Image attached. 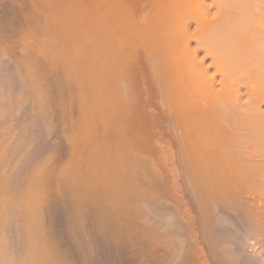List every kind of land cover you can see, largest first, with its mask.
<instances>
[{
	"label": "rangeland",
	"instance_id": "374dc122",
	"mask_svg": "<svg viewBox=\"0 0 264 264\" xmlns=\"http://www.w3.org/2000/svg\"><path fill=\"white\" fill-rule=\"evenodd\" d=\"M113 2L115 3V5L113 4ZM106 3H107V5H106ZM109 3H111V4H109ZM108 5L110 7L112 5V8H110ZM108 7H109V9H108ZM115 8H116V10H114ZM70 9L71 10L73 9L72 12L70 11ZM119 10H120V13L122 10L121 14H119ZM107 11H108V13H107L108 15L105 16V14H106L105 12H107ZM66 12H68V13L66 14ZM84 12H85V14L87 13L85 17H84L85 14H82ZM109 12H112V14L111 13L109 14ZM61 13H63V15ZM74 13H76V14H74ZM115 13L117 14L116 16L118 18L116 16H114ZM54 14H56V16H54ZM51 15H53V17H56V20L53 17H51V18H53V19H51L50 18ZM68 15H71L74 19ZM87 15H89V16H87ZM98 15H99V17H98ZM62 16H64V17L62 18ZM103 16L106 17V20ZM59 17L62 18L61 20H63L64 18L65 19L63 21H59V19H60ZM69 17H70V19H68ZM108 17H109V21L107 20ZM114 17L117 19H113ZM51 20H52V22H51ZM53 20H55V21H53ZM67 20H71V23H68L70 21H67ZM77 21H79V23ZM54 22H56V23H54ZM91 22H92V24H89ZM95 22H96V24H95ZM72 23L73 24L78 23L80 25H78V28H77L76 25H73ZM97 23H98V25L100 23L101 26L100 25L98 26ZM93 24H94V28L92 29L91 27H93ZM96 25H97V27H101V29L99 30L100 34L94 33V30L96 31V28H95ZM61 26L64 27L65 30L68 29L67 30L68 35L74 33V35L72 37H74L78 33H81V31H82V34H80V37L77 36V38H76V36H75V38H72L73 39L72 43L79 40V38H81L84 42H81L82 40H79L80 43L79 42L76 44L74 43V45H76L78 47H75L73 45L71 47L74 49H70L69 40L71 39V37H70L71 35L66 36L65 30H64V32L62 30V33H61L60 30L63 29V28H60ZM75 27H76L77 31H79V28L81 30L82 29L81 27H84V29H82L81 31H79L77 33L75 31ZM71 28H73L75 32L73 30H71ZM118 28H120L121 30L117 31V30H119ZM130 28H131V30H130ZM69 29L71 31H73V33H70ZM57 30H59V32ZM115 31L117 33H114ZM133 32L135 33V0H0V185L2 184L3 189H6V190L8 189L7 192L9 194H12V195L14 194L13 196L16 197V196H19V194L21 193L20 192L21 190L23 191L24 189L29 187L28 189L29 190L32 189L31 191H33V189L36 190V188H35L36 184H37V188H38V186L42 183L40 188L37 189V191L34 190L36 193L40 192L41 194H44V195L40 196V193H38L41 201L39 199L37 201V206H38L37 208H39L40 210H37V213H36L37 216L35 217V219L37 218V220L35 223L38 226L39 234L41 233V231L44 232V234H45V235L44 234L39 235V239L42 237L40 239V242L43 244L45 243V246L51 248L50 253L53 256H55V257L52 256L55 259V261L57 258H61V260L64 259L65 261H67L66 264H84L85 261H87L85 264H181V263L183 264L185 261L187 264H218V263L219 264H227V263L230 264L229 261L227 262L225 260V257H226L227 252L230 254V252L232 251L229 258L227 256V260L234 258L233 263L235 261H237V262H235V264H245L244 262L241 261L242 260L241 258H243V260L247 261L246 264H249L252 262H253L252 264H255V263L256 264H264V232L262 234V233L256 232L254 230V226L256 223L260 222L261 225H264V213H263L264 208H261V207H264V196H262V197L256 196L255 197L253 195H248V196L245 195V197L244 196L242 197L243 201L241 199V201H242V202H240L241 205L246 204L247 210L249 207L251 210V211H248L250 213L249 215H251L250 216L251 218H249L250 219L249 221H247L248 218H246V216H249V215L246 212H243V211L241 212L239 209L240 206L238 204L233 205L232 203L229 202L230 200L229 201L227 200L228 204H230L229 207L231 206L230 207L231 209L227 205L226 206L228 208H226L225 205H224V207L221 205V207H219L220 209H217L218 215L222 214L221 217H223V215H225V216L228 215V216H226L228 218H225V219L230 220V222L226 221V225H227V226H225L226 231H223L224 230L223 229L224 227H223L222 229H220V231L218 230V232L211 230L213 234L209 235V234H211V233H209L210 230L208 231V229L206 228V225H205L206 220H204V218L201 217L202 216V214H200L201 210L198 209V208H200V206L198 205L199 206L198 207L197 206L198 203L197 204L195 203L198 201L196 199H194L195 195H192L193 193L191 191H189V189L191 190V185L189 183H187V180H185L182 177L178 178L179 181L177 180V182H175V184L177 186V190H175V188H174V187H176L175 185H174L173 189L171 188V185H170L171 183L169 181L170 180L169 174L171 173L172 170L176 169V171H177L179 169V161L177 158L178 157V150H177V146H175V144L173 142V136L169 132V129H168L169 127L162 121V119L159 115L158 108H157L155 102H153V104H151V118L148 121L149 123L152 121L154 122V128H150L148 130L143 131L144 133H142V135L140 136L141 143H143L140 145H143V146H138V148L135 150V147H137V146H135V137H137V136H135V36H134L135 34H132ZM57 33H59L58 35L60 37L57 35ZM62 34L66 37L62 38V36H63ZM129 34H131L132 36ZM92 35H96V36H92ZM127 35L129 36V38L132 37L131 40H129V38L127 39ZM56 36H58V37H56ZM103 36H104V39L102 38ZM111 36H112V38H111ZM125 36H126V38H125ZM91 37H93L92 39L94 40V42L92 40L90 43L88 41H90ZM95 37L100 38V42L97 41L99 39H95ZM52 41L55 42V43L53 42L55 46L56 45H58V46L62 45L61 47L57 46L58 51L61 52V50L59 48H62L63 52L66 50V52H64V53L62 52V53H63V56L67 57V55H68V57L66 58L67 61L65 60V57H63V59H64L63 61L58 59L59 55L61 56L60 58H62V55H61L62 53L61 54L59 53V55H58V53L56 51V49H57L56 47H55V51L53 50L54 45H52L53 44ZM125 41H127V42H125ZM43 42H45L44 45H43ZM46 42L48 44H46ZM98 42L101 44H99ZM130 42H131V44H130ZM40 44H41V47H40ZM49 44H51L50 47H52V49H50V51L52 52V50H53L54 53H57V55H56L57 57L55 56L54 53L53 54L51 53V54H48L45 56L43 55L47 52V51H45L47 49L43 46H45V45L47 46ZM77 44H79V45L81 44V47ZM83 44H85V45H83ZM90 44H92V45L94 44V46L92 47V50L95 49V51L98 47L99 48L101 47L100 49H97L96 52L93 51L94 53L98 54L97 58L99 60H96L97 58H95V59H93V60H96L95 64H94V62L90 63L91 65L93 64V67L95 66L94 68L91 67L90 64H88L86 67H84L86 65L85 64L83 66L84 70H82L83 67L79 68V66H81V65H78V67H75V68H79L82 70V72H81V70H79L81 72V74L79 75L80 78L78 77V79H76V75L78 76V74H77L78 69L77 70L75 69L77 71L76 75L74 74L75 71L74 72H67V71H70V70H67V68H66L69 66V65H67V62L70 61V58L73 59L74 57H75V61H76L77 60L76 56L78 57V61H81V58H83L81 62H83L85 60H86L85 63L90 62L91 60L89 61L88 59H90L91 56L89 57V55L93 53L91 50ZM95 44H96V46H95ZM86 45L89 47V50L92 52L91 53L89 51L90 52V54H88L89 58H87V55L82 54V53H85V51H84L85 48H86V52L89 53L87 50L88 47H86ZM38 46H39V48H38ZM119 48H121V50H119ZM43 50L45 51V53ZM105 50L107 51L108 54H111V57L108 54L105 55L106 54V53H104V52H106ZM41 51H43V53ZM50 51H48V52H50ZM69 51H73L76 56L74 55V57H73V55H72V57L69 58V54L70 55L74 54L72 52L70 53ZM75 51H77V54ZM80 51L82 53H80ZM98 51H99V53H97ZM119 51H120V54H118ZM114 52H115V54H114ZM94 53H93V55H94ZM49 55H53V56H51L53 58H51ZM101 55H104L103 56L104 58H107V56H109V58H107V60L105 59L106 61L104 63L106 64V62L107 61L108 62H107V66L104 65L105 66L104 68H106V69L102 68L104 70H108L110 68V66L113 67L112 66L113 60H111V62L109 63V60L112 57H114V58L120 57L119 59L116 58L117 61L116 60L113 61V64H116V66L114 65L115 68L113 67V68L109 69L108 71H106V73H108V74H105V71H104L103 76H102V74H101V76H99L100 74H98L99 71L101 72V70H102L98 66L99 61L102 62L104 60V58ZM112 55H114V56H112ZM47 56L49 57V60H46V58L48 59ZM85 56H86V58L84 59ZM99 56H101V58L103 60L102 59L100 60ZM201 56H202V54L199 57H201ZM120 59H121V62H120ZM50 60H51V62H50ZM53 60H56V61H54V63H53ZM87 60H88V62H87ZM29 61L33 62V64H34V65H32L33 68H30L31 66L29 65V63H32V62H29ZM47 61H49V63ZM78 61H77V63H78ZM56 62H58L57 65H55ZM81 62H80V64H82ZM114 62H119L120 64L114 63ZM50 63H52L54 65H52ZM60 63H62L63 69L61 68V65H59ZM69 63H71V61ZM73 63H75V62H73ZM208 63L209 62L207 61L206 65H208ZM63 64L64 65L66 64V65L63 66ZM117 65H118V67H117ZM73 66H75V65H73ZM73 66H71V67H73ZM76 66H77V64H76ZM108 66H109V68H107ZM96 67H98L97 68V70H99L98 72L96 70ZM101 67H103V65ZM64 68H66V69L63 72ZM68 68H70V67H68ZM91 68H93V69H91ZM31 69H33L32 70L33 74H31L32 73ZM89 69H91L90 73H93L92 78L89 75L88 76L86 75V76L93 79V80L94 79L97 80V77H99L101 79L100 81L99 80L98 81L100 83L101 82L103 83L102 86L104 87V89L102 91H103V93L106 91L104 97H106V100L108 101V103L110 102L108 100L109 98L107 99L108 96L111 97L110 98L111 100H112V97L114 96L113 97V104H114L115 99H117L115 102H118V99H121V101H122L121 102L119 100V102H121L120 107H119V105H117L115 103V105H116L115 108H117V109L120 108V109H118V112L112 108L113 104H111L112 106L111 107L109 106L108 108H112L115 111L114 113H116V114L118 113V114H120V116H121V113H119V111L125 113V114L122 113L123 114L121 116L122 118L119 117L121 120H123V124H119V125H121V127L119 126L121 128V131H119V127H118V129L114 128V132L110 131L112 134V133H115L116 132L115 129H117L119 131V133H121V135L117 134L118 138H116L117 135L114 134V138H116V139L113 138L111 140L112 141V144H111L112 148H114L113 142L116 143L118 140L120 142L121 148H119V149L121 151H119L118 157H119V155L121 157H119L120 158L119 165L123 164V163L126 164V162H124V160L126 158H129L128 160H125L128 163L126 165H128V167H129L128 169H130V168L132 169V171L130 170L131 173L129 174L128 177L125 175L126 172L123 169L122 170L124 172V175H121V174H123V173H121V168H122L121 166H120V169H118L119 166L117 165V167H118L117 169L120 170V172L114 171L118 174L121 173L120 174L121 176L116 174L117 177L113 176V178L115 177L116 178L115 180L117 181V183H116V181H114L116 183V185L114 187L119 189L122 193L124 192L123 197L121 196L122 194L119 191L115 190V192L117 191V194H119L122 198H124V202H123L124 205L121 204V206L125 207L127 205L126 206L127 208H125V209H124V207H122V209L120 210L121 212L120 211L117 212V209H115V213H113L114 208L111 207L112 211H111V208L110 209L108 208V209L112 213L106 211L107 214H105L106 212L103 211V207L100 208L101 205H99V209H98L99 211L95 210L96 211V213H95V211L93 209H97L95 206L96 205L98 206V204H101L100 202L98 204L95 203L92 206V204H90L91 198H89L87 200L86 196H85L86 197L85 200L87 202L84 200L82 201L84 195L85 194L87 195V191L90 189V187L85 185V187L87 186L89 188V189L87 188L86 193H85L86 189L84 186H82V187H84V189H82L81 186H80L81 189H80V187L73 188L72 182H70L71 180L67 179L68 178L67 177L68 176L67 170L65 169L66 170L65 174H63L61 172L62 170L64 172V169H63L64 166L68 165L67 167H70L71 162H73V160H76V161L78 160L79 162H77V166L79 163V167H80L79 170L81 172L84 171V169H86L85 167H87V165H88L87 164L88 162L85 159L88 158V160H89V156L91 154L90 152L94 151V149L93 150H91V149L93 147H95V149H96V146H98V144H99V142L95 143V141L98 140L97 137H99V136H100V138L103 137V139H100L101 140L100 144L103 143L102 142L103 140H105L104 139L105 136L108 138V136L104 135V134L107 133L106 128L109 130L111 125L109 126V122H108L106 125L109 126V128L108 127L105 128L102 126V125L106 126L105 125V123H106L105 117H107L106 115H111V112H108L107 110H106V112H108L110 114L97 115L96 116L98 118L101 116L102 117L105 116L104 117L105 119H103V122H101L102 121L101 120L102 118H101L100 122L98 123V124L101 123V129L103 128L102 131H99L100 125H97V122L93 123V121L95 122V120H93L91 118L92 115H90L91 117H89L92 119V122L89 123V121H87L89 124H91L93 126L92 127L90 125L92 127L91 129L95 132H96V130H94L95 129L94 124H96V126H99V128H96V129H99V130H97V133L92 132L90 135L93 140L91 139V141H90V138H91L90 137V138H87L86 140L82 139L83 140V142H82V141H80V138H82L81 137L82 132H80V134L78 133V135H77V132L75 131V128H76L75 126H77V124L79 126V130H80V125L86 124V121L83 119V116H82V109L84 108L83 107L84 103H82V108H81V106H80L81 102L80 101L82 98H81V96L79 97V95H81V92H82V90H80V89H83V87L79 86L80 83L79 82L77 83V80L79 81V79H81V75H83V73H84L83 76H85V74H88V73H86V71ZM27 70H30V71H27ZM93 70L96 72H94ZM209 72H210V74H212L211 73L212 70ZM115 74L117 77H118V75L119 76L121 75V77L123 76V78L122 79L117 78L118 79L117 80L116 77H114ZM30 75L31 76L33 75L34 78H33V76L31 77ZM105 75H106L107 79H105ZM108 75L110 76L111 79H108L109 78ZM27 76H29V78ZM113 79H114V81L116 80V82L113 83L114 86H112V84H110V80L112 83ZM119 79L124 80V82L121 81L123 84L119 81ZM26 80H27V82H26ZM31 80L34 82V84ZM93 80H91L92 84H93V86L91 85L92 88L95 87L94 85H96V83L98 82V81H96L94 84ZM29 82H31L32 85H34L32 87H36L38 85L39 87L37 86V89L38 88L43 89V90H41L42 93H41V91H39V93L41 95L38 93L39 96H42V98L41 97L39 98V96H37L35 94V93H37V89L34 91L35 88H31V90L33 89V92H35V93H33L32 91L27 89L29 86H27L25 83H27L28 85H31ZM104 82H106V83H104ZM107 82H108V84L111 85L112 88L116 87L120 83L118 85L119 87L118 86L116 87V91L118 93L114 90L116 92V94L114 95L112 93L113 94V96H112V94L109 93L112 89H110L111 87L107 84ZM76 83H77V85H76ZM125 84H127L126 85L127 88L125 87ZM90 88L88 90H90ZM123 88H125V89H123ZM97 89H96V91H98L97 93L93 92L95 95L100 94L99 92H101V91H99V89L98 90ZM123 90H126V91H123ZM29 91L35 95H31V93ZM77 91L79 94L76 93ZM90 91H92V90H90ZM120 91L124 92V93L122 92L124 94V97L122 96L123 94H119ZM23 92H24V94H23ZM111 92H113V90ZM29 93H30L31 98H30V96H28ZM44 93H45V96H43ZM126 94H128V95L126 96ZM101 95L103 96L102 93H101ZM24 96H25V98L29 97V99L28 98L24 99L23 98ZM35 96H37V98H35ZM73 96H75L76 98ZM115 96H117V97L115 98ZM71 99H72V101H71ZM77 99H80V100L77 101ZM123 99H124V102H123ZM102 100H101V102L103 103L104 99H102ZM72 102L73 103L79 102V103H77V105H75L76 103L73 104ZM82 102H83V100H82ZM119 102H118V104H119ZM106 103L107 102H105L104 104H106ZM108 103H107V105H109ZM110 103H112V101ZM124 103H125V105H124ZM126 103H127V105H126ZM43 105H45V107ZM122 105H124V106H122ZM47 107H48V109H46ZM122 109H124V110H122ZM79 113L81 116L79 115ZM152 114H153V116H152ZM117 115L113 114V116L110 120L111 123L114 122V120L112 122V119H115V118L117 120L116 123H120ZM79 116L83 119V123L79 124L80 121L82 122V120H79ZM113 117H115V118H113ZM109 119L110 118L108 116V120ZM96 120H98V119H96ZM84 121H85V123H84ZM73 123H77V124L73 125ZM113 126L114 125L112 124V127ZM83 127H84V125H83ZM82 128H81V130H82ZM71 132H75L76 136H74L75 134L71 133ZM103 132H105V133L103 134ZM110 132L107 134L109 135ZM70 134L71 135L73 134V135L71 136ZM110 135H109V139L111 138ZM138 136H139V134H138ZM76 137L78 138V141H77ZM107 138H106V140H107ZM74 139H76L75 140L76 145L74 143ZM94 139H96V140L94 141ZM137 139H139V137ZM100 140H98V141H100ZM93 142H94V144H93ZM107 142L109 144L110 141L108 140ZM73 143L76 147H78V148H75L76 150L74 149L75 146L73 145ZM78 143H79V145H78ZM85 144L86 145L91 144V149H89L91 151H88V148H90L89 145H87V147L88 146L89 147L86 150ZM104 145H106L105 142H104ZM123 145H125V146H123ZM137 145H139V144H137ZM116 146H117V143H116ZM122 146H123V148H122ZM118 147H119V144H118ZM107 148H109L108 151H110L111 146L105 147V149H107ZM122 149H123V151H122ZM124 149H127L128 152H127V150L125 151ZM115 150H117V149H115ZM115 150H113V152L111 151L112 152L111 154H113V153L115 154ZM75 151H76V153H75ZM135 151H136V154H135ZM87 153H90V154L87 155ZM115 156H117V155H115ZM115 156H114V158H116ZM123 156H127V157L122 158ZM138 158H139V161L142 160L141 163L140 162L137 163V161L135 160ZM84 160L86 161L85 167L83 165H80L81 162L84 163ZM122 160H123V163H122ZM130 160L132 161V163ZM76 161H75V163H76ZM135 161H136V164H135ZM73 164L74 163H72V165ZM74 165H76V164H74ZM126 165H123V168L124 167L127 168ZM136 167L138 169H136ZM41 168L42 169L44 168V169L42 170ZM39 169H40V172H43V173L40 174ZM84 172H82V173H84ZM155 172H156V174H155ZM82 173H81V175H83L84 177L81 176V178L83 180L85 178V175H87V177L89 176L86 173L85 174H82ZM128 173H129V171H128ZM61 174L66 175L67 178L64 176L66 178V180L64 177L62 178L63 175L61 176ZM29 176H30V178H28ZM33 178L34 179L37 178L38 180L40 179L42 181L39 180L40 181V183H39L37 181V179H35V181L33 182L32 181V180H34ZM117 178H120L119 183L121 180V184L119 186L121 188L118 187L119 184H118ZM87 179L85 178V180H87ZM1 180H3V181H1ZM135 180L138 183L135 182L133 184V182ZM125 181H127V182H125ZM28 182H29V185H28ZM63 182H64V184H63ZM129 182L132 184H129ZM30 183H31V185H30ZM67 183H69V184H67ZM70 183H71V185H70ZM23 184H26V185L24 186ZM33 184H34V188H32ZM135 184L136 185L138 184V185L136 186ZM42 185H44V186H42ZM69 185L71 186V188H68ZM131 185H135V186H133L134 188H132ZM5 186H7V187L5 188ZM45 186H46V188H45ZM126 187H127V189H126ZM135 187H138V189ZM64 188L65 189L66 188L71 189V190H73V192L70 193V190L67 189L69 191L67 193L66 190H64ZM131 188H132V190L137 189L136 191L133 190L136 193L140 192V193H138L139 194L138 196L135 193L136 198L137 197L139 198V196L142 197L141 195H143V198L144 197L145 198L144 199L139 198V200H137L134 197L135 194L133 195V197H130L129 194H133V192L131 193V191H129V194H128L129 196H127V192H128L127 190H131ZM139 188H141V190ZM187 188H189V189H187ZM19 189H20V191H19ZM40 189H44V190H41L42 191L41 192V191H39ZM76 189H79V190L76 191ZM151 189H154V190L151 191ZM80 190L82 192L83 191L84 192L82 193ZM147 190H149V191H147ZM79 191L81 192V194H83V197L81 196ZM144 191L146 194L148 193L149 196L150 195L153 196V193L155 194L156 197L155 196H153V197L158 199L156 203H158L159 208L158 207L155 208L152 205V203L150 202L153 198L152 196H150V199H149V197H147L148 195H146L144 193L141 194V192H144ZM157 191H158V194L160 193L159 196H158V194H156ZM88 192H90V190ZM15 193H16V195H15ZM69 193H70V195H69ZM72 193H73V196H72ZM77 193H79V194H77ZM66 194L69 195V197L68 196L66 197ZM76 195H78L79 198ZM126 196L129 198L130 201L128 200V198ZM161 196H162V198H158ZM155 198H153V199H155ZM245 198H246V200H245ZM193 199L196 201H194ZM78 200L81 202L79 203ZM127 200H128V202H130L129 207L131 206L130 207L131 209L128 207V202L125 204V202ZM135 200L138 201V203ZM142 200H144V204H146V205L149 204V205L146 206L143 203H142L143 205H141ZM147 200H149V201H147ZM39 201H40L41 205L40 204L38 205ZM132 201H133V203H132ZM146 201H147V203H145ZM170 201H172L174 203L173 206L171 205ZM227 201L225 203H227ZM246 201H249V202L245 203ZM167 202H170L169 206H168ZM88 203L92 206V210H91V206ZM92 203H94L93 200H92ZM150 203H151L152 208L153 207L155 208V211H156L155 213H158V211H157L158 209L160 210L159 205L162 206L161 210H163V211L160 210L158 215L157 214L154 215L153 214L154 212L150 206ZM79 204H80V206H79ZM132 204H134L135 206L138 205V207L136 208L137 210L133 209L135 207ZM84 205H86V206H84ZM88 205L90 207H87ZM235 205H236V207L238 205L237 209L233 208V207H235ZM132 206H133V208H132ZM174 206H175V208H178L176 206H179L180 210L175 209ZM84 207H86V208L84 209ZM147 207H148V209H146ZM149 207L152 209V211H151V209H149ZM163 207L164 208L166 207L165 209L168 208V211L162 209ZM170 207H172V208H170ZM169 208H170V211H172V212H174L175 210H178V212L176 213L178 215H179V212H181V214H183V212H184L183 216L186 217L187 219H189V220H185V218L181 219L183 216H179L181 223L183 225H187V226H185V233L183 235V238L184 239L186 238L185 241L187 240V242H188L187 246L189 247V249L187 247V250L185 249L186 245H184V246L181 245V244H186V242L184 241V243H183V241H181V244H180L179 240H176L180 244V245H177L178 247L176 250V245H175V240H174L176 237L172 236L173 231L167 230L164 227V224L162 223L165 220V219H163V214L165 213V216H166L167 212H169ZM100 209H102V210H100ZM128 209H130V211L125 212ZM238 209H239V211H238ZM123 210H124V214H123L124 217H121ZM222 210H223V212H222ZM228 210H229V212H228ZM241 210H243V209H241ZM38 211H39V213H38ZM101 211H102V213H99ZM17 212L19 213L18 214V216H19L21 212L20 211H17ZM160 212H162V213L164 212V213L163 214L161 213V215H160ZM258 212L261 216L258 214ZM2 213L5 214V215H3V218H2ZM97 213H99V215ZM116 213H118L117 216H119V213H121L120 219L126 220L125 222L127 224V227H125L126 226L125 223H121L123 221L118 222L116 220L118 218L115 219V216H113V214L116 215ZM126 213H128V214H126ZM185 213H187V214H185ZM6 214L7 213L6 212L4 213V211L0 213V216H1L0 217V235L2 236L1 238L4 237L3 239L4 240L6 239L5 241H2L3 239L0 238V242L1 243L3 242L2 244H5V246L6 245L9 246L8 248L10 249V251L14 253V254L13 253H10V254H12L13 257L15 256L17 261L19 262V261H21L22 258L18 254L22 253L21 255L23 257L24 251H23V249L21 250V248H23L24 243L26 242V239H27V238L24 239L25 236L22 235V234H24L23 233L24 231H21L24 227V225H23V227H21L22 226L21 223L22 222L24 223V221L23 220L20 221V219H18V216L13 217L14 215H12V217H10L11 216L10 213L7 214L8 216ZM100 214H102V215L100 216ZM15 215H17V214H15ZM38 215H41V216L38 217ZM103 215L105 216L104 218H103ZM107 215L110 218H108ZM159 215L161 217H159ZM196 215H197V218H196ZM240 215H242L244 218ZM153 216H156V217L158 216V218H160V219L162 218L163 220L161 219V221L156 224V222H155L156 220L154 221V219H158V218L154 217V219H153ZM230 216H232V217H230ZM19 217L21 218V216H19ZM7 218H10V219H7ZM236 218H238V219H236ZM3 219H5V220H3ZM191 219L193 221H191ZM195 219H197V220L195 221ZM223 219H224V217H223ZM183 220H185V221H183ZM241 220H243L242 222H244V220H246L247 222H250V223H249V225L246 222H245V224L244 223L241 224ZM103 221L105 224L103 223ZM237 221L239 223V225H238L239 227L237 226V224H238ZM99 222H102V223H99ZM200 222H202V223H200ZM228 222L230 223L231 226H233V228L235 227L233 233H232V227H228V226H230V225H228L229 224ZM106 223H108V224L106 225ZM198 223H200V224H198ZM203 223H204V225H203ZM109 224H111L112 226H110ZM103 225H106V226H103ZM188 225H190V226L192 225V226L190 227ZM241 225H242V227H241ZM243 225H246L245 228L243 227ZM109 226L111 228H109ZM236 226L238 229H236ZM247 226L252 227L253 228V229L251 228L252 231ZM105 228L107 230L109 228V231H107ZM193 228H194V230H192ZM247 228H248V230H246ZM102 229H103V231L105 229V233L102 232ZM111 229L117 230V234L115 232V235H118L117 237L114 235V230L112 231ZM187 229H188V231H186ZM227 230H228V232L230 231L228 233L230 235L226 234ZM165 231H167V232H165ZM206 231L209 233V234L207 233L208 237H206L207 235H205ZM106 232L108 234H106ZM190 232H191V236L189 237ZM194 232L195 233L197 232L196 235ZM253 232H255V233H253ZM142 233H143V235H142ZM146 233H147V236H148V233H150L151 235H149V237H146ZM3 234H4V236H3ZM169 234H171V235L169 236ZM175 234H177V232ZM200 234H201V236H200ZM243 234L246 236H244ZM256 234H258V235L256 236ZM110 235L111 236L114 235L115 237L114 236L111 237ZM152 235H155V236L157 235L158 237H154ZM213 235L216 237V239L213 238ZM218 235H220L221 238L218 237ZM142 236L144 237L143 239H142ZM159 236H160V238H159ZM167 236H168V238H167ZM171 236L174 238H172ZM203 236H204V238H203ZM211 236H212V239H211ZM145 237H146V239H145ZM191 237H192V239H191ZM151 238L154 240L152 241ZM193 238H194V241H193ZM208 238H209V240H208ZM218 238H219V240H218ZM42 239L44 240V242H42L43 241ZM190 239L193 242H195V244L197 243L196 246L194 243H192V241ZM225 239H226L227 243H225L226 242ZM228 239H230V241H232V242H230ZM245 239H247V240H245ZM217 240H218L217 244L219 246L218 248H216L217 247V244H216ZM259 240H260V243H257V242H259ZM149 241L150 242L152 241L151 243L154 242L155 245H153V247H152V244L151 243L149 244ZM208 241L212 242V243H208ZM240 241H242L243 244ZM49 242H50V244H49ZM222 242H223V244H222ZM228 242H230V243H228ZM178 243H176V244H178ZM170 244H171V246H170ZM236 244L237 245L241 244V245L237 246ZM193 245L195 248L193 247ZM191 246H192V249H191ZM174 247H175V250H174ZM181 248H182V251L186 250L185 253L179 250V252H181L180 254L182 256L179 255V253L177 252L178 249H181ZM228 248H229V251L227 250ZM230 248H231V250H230ZM9 249H8V251H9ZM55 249H56L57 253H54ZM223 249H226L227 252L222 251ZM53 250H54V252H53ZM219 252L224 254V256L222 255L223 258L220 257ZM190 255H192V257ZM234 255H235V257H234ZM63 256H64V258H62ZM178 257H179V259H178ZM185 257H186V259L184 261ZM189 257L191 260L188 259ZM177 259H178V262L176 261ZM180 259H182V261ZM170 260H172V261H170ZM220 260H222L223 262L220 263ZM186 263H184V264H186ZM233 263H231V264H233Z\"/></svg>",
	"mask_w": 264,
	"mask_h": 264
},
{
	"label": "bare ground",
	"instance_id": "6f19581e",
	"mask_svg": "<svg viewBox=\"0 0 264 264\" xmlns=\"http://www.w3.org/2000/svg\"><path fill=\"white\" fill-rule=\"evenodd\" d=\"M111 3H109V4H111ZM113 4L115 5L114 2H113ZM106 5H107V3H106ZM109 7H108V9H109ZM110 8H112V5ZM72 10L70 9L71 12H72ZM114 10H116V8ZM67 13L68 12H66V14ZM105 13H106L105 16H107L108 11ZM110 13L112 14V12H109V14ZM121 13H122V10H121ZM121 13L119 10V14H121ZM56 14H54V16H56ZM61 14L63 15V13H61ZM74 14H76V13H74ZM82 14H85V12ZM86 14L84 15V17L86 16ZM116 15L117 14L115 13L114 16H116ZM68 16H71V15H68ZM87 16H89V15H87ZM51 17H53V15H51L50 18ZM63 17L64 16H62V18ZM98 17H99V15H98ZM53 18H55V20H56V17H53ZM53 18H51V19H53ZM62 18H60L59 21H63L65 19L64 18L63 20H61ZM71 18H73V17L71 16ZM104 18L106 20V17H104ZM117 18L114 17L113 19H117ZM68 19H70V17ZM55 20H53V21H55ZM107 20L109 21V17L107 18ZM67 21H70L68 23H71V20H67ZM51 22H52V20H51ZM77 22L79 23V21H77ZM54 23H56V22H54ZM78 23H74V24L72 23V24L76 25V27L78 28V25H80ZM100 23H99V25H100ZM89 24H92V22ZM95 24H96V22H95ZM97 25H98V23H97ZM97 25L95 26L96 31L94 30V33L100 34L99 30L101 29V27H97ZM76 27H75V31L77 33L79 31H81L82 29H84V27H81L82 29L80 30V28H79V31H77ZM60 28H63L60 30L61 33H62V30L64 32V30H65L64 27L61 26ZM91 28L92 29L94 28V24H93V27H91ZM118 29L119 30H117V31L121 30L120 28H118ZM67 30L68 29L65 30V32H66L65 34H66V36L71 35L70 36L71 39L75 38V36H76V38H77V36L80 37V34H82V31H81V33H78L74 37H72L74 35V33H73L74 29L71 28V30H73V31H71L69 29L70 33H73L70 35H68ZM130 30H131V28H130ZM57 31L59 32V30H57ZM114 33H117V32L115 31ZM58 34L59 33H57V35ZM132 34H135L134 35L135 36V136H137V137H135V146H137V147H135V150L138 148V146H143V145H140V144H143V143H141V140H140L141 139L140 136L142 135V133H144L143 131L148 130L150 128H154V122L152 121L149 123L148 121L151 118V104H153V102H155L156 106L158 108L159 115H160L162 121L169 127L168 128L169 132L172 134L173 142H174L175 146H177V150H178V157L177 158L179 161V169L177 171H176V169L172 170L171 173L169 174V179H170L169 181L171 183L170 184L171 188L173 189L174 185L176 186L175 182H177L178 178L182 177L185 180H187V183H189L191 185V190L189 189L190 188L189 186H188L189 188H187V189H189V191H191L193 193L192 195H195L194 199H196L198 201L195 203L196 204L198 203L197 206L198 205L200 206V208H198V209L201 210V212H200V214H202L201 217H203L204 220H206L205 225H206V228L208 229V231L214 230L215 232H218V230L220 231V229H222L223 227H224L223 231H226L225 230V228H226L225 226H227L226 221L230 222V220L225 219V218H228V217H226L228 215H226V216L223 215L224 219H223V217H221L222 214L218 215L217 209H220L219 207H221V205L223 207H224V205L225 206L227 205L229 207L230 204H228V201L230 200L229 202L232 203L233 205L238 204L240 206L239 209L241 212L242 211L246 212L249 215L250 213L248 211H251L250 207L247 210V205L246 204H245L246 206L241 205V203H240L243 201L242 197L243 196L245 197V195H247V196L253 195L255 197L256 196L257 197L264 196V0H135V33L133 32ZM129 35H131V34H129ZM58 36H56V37H58ZM66 36L63 35L62 38L66 37ZM92 36H96V35H92ZM92 38L93 37H91L90 41H88V42L91 43V41L93 40ZM102 38L104 39V36ZM111 38H112V36H111ZM125 38H126V36H125ZM128 38H129V36L127 35V39ZM131 38H129V40H131ZM71 39L69 40L70 46L68 45L70 47V49H74L71 46H73L74 43L75 44L78 42L80 43L79 40H82L81 38H79V40L72 43L73 39L72 40ZM95 39H99L97 41L100 42V38L95 37ZM53 42L54 41H52V43ZM81 42H84V41L82 40ZM93 42H94V40H93ZM125 42H127V41H125ZM54 43L52 45H54ZM44 44H45V42H43V45ZM46 44H48V43L46 42ZM51 44L47 45L48 47L46 45L43 46L47 49V50H45V51H47L46 52L47 54L43 50L45 53V54H43L44 56L51 54V53L53 54L55 51V47L57 48V46H58V45H56V46L54 45V47H53L54 51L52 50V52H51L50 51V49H52V47H50ZM99 44H101V43H99ZM130 44H131V42H130ZM77 45H79V44H77ZM83 45H85V44H83ZM87 45H86V47H88ZM90 45H91V50H92V47L94 46V44L93 45L90 44ZM61 46H58V47H61ZM74 46L78 47L76 45H74ZM79 46L81 47V44ZM95 46H96V44H95ZM40 47H41V44H40ZM38 48H39V46H38ZM100 48L98 47L97 49H100ZM59 49L61 50V52L58 51V48L56 49L58 55H59V53L61 54L63 52L62 48H59ZM97 49H96V51H97ZM87 50H88V52L90 51L89 47ZM119 50H121V48H119ZM43 51H41V52L43 53ZM48 51H50V52H48ZM73 51H69V52L74 53ZM84 51L86 54L82 53L81 51H80V53L87 55V58H89L91 56L90 59H88L89 61L90 60L91 61L88 62V60H87L88 63H85L86 60L81 62L83 58H81V61H78V57L75 55V53L71 54V55L69 54V58L72 57V55H73V57L75 55L77 60L75 61V57L73 58L74 60L70 58V61L72 64L69 63L70 61L67 62V65H69L68 67H70V68L66 67L67 70H70L67 72H74L75 71L74 74L76 75V73H77L76 70L78 69V73H77L78 76L76 75V79H78L82 70H84V67H86L88 64H90L92 62H94V64H95L96 60H99L97 58L98 54L94 53V52H96L95 49L92 50V52L94 51L93 52L94 55L91 51L90 52L92 54H90V52L87 53L86 48ZM64 52H66V50ZM75 52L77 54V51H75ZM57 53H54L55 56L57 55ZM63 53L61 54L62 58H60L61 57L60 55L58 56V59H60L62 61L64 60L63 57H65V60L68 57V55H67V57L63 56ZM97 53H99V51ZM104 53H106L105 55L108 54L107 51ZM88 54H90L89 57H88ZM114 54H115V52H114ZM118 54H120V51L118 52ZM201 54H202V56L199 57ZM108 55L111 57V54H108ZM49 56L51 57L53 55H49ZM101 56L103 57L104 55H101ZM101 56H99L100 60L102 59ZM109 56H107V58H109ZM112 56H114V55H112ZM51 58H53V57H51ZM85 58H86V56L84 57V59ZM95 58H97V59L93 60ZM107 58H104V60L102 59L103 60L102 62L99 61L98 66L101 69L105 67L104 65L107 66L108 61L106 62V64L104 63L107 60ZM112 58L109 60V63L111 62V60L114 61L118 57H116V58L112 57ZM46 60H49V57H48V59L46 58ZM54 61H56V60H53V63H54ZM77 61H78V63H77ZM113 61H112V66L114 67V65L116 66V64H113ZM207 61L209 62L208 65H206ZM29 62H32V61H29ZM47 62L49 63V61H47ZM50 62H51V60H50ZM73 62H75V63H73ZM80 62L82 64H80ZM120 62H121V59H120ZM57 63L58 62H56L55 65H57ZM62 63L59 64V65H61V68H62ZM114 63L120 64L119 62H114ZM50 64H52V63H50ZM76 64H77V66H76ZM29 65L31 66V67L29 66L30 68H33L32 65H34V64L32 62V63H29ZM52 65H54V64H52ZM65 65L63 64V66H65ZM73 65H75V66H73ZM78 65H81V66H79V68L83 67L84 65L85 66L81 70L79 68H75V67H78ZM100 65L101 66L103 65V67H101ZM71 66H73V67H71ZM91 67H93V64L91 65ZM113 67L110 66V68H109V66H108L107 68L111 69ZM117 67H118V65H117ZM66 68H64L63 72L65 71ZM93 68H91V69H93ZM97 68L98 67H96V70H97ZM91 69L86 71V73H88V74H85V76H83L84 75V73H83V75H81V79H79V81L77 80V83L78 82L80 83L79 86L83 87V89H80V90H82V92H81V95H79V97L81 96V98H82L80 101L81 102V104H80L81 108H82V103H84V105H83L84 108L82 109V116H83V119L86 121V124L80 125V130H79V126L77 123H73V125L77 124V126H78V127L75 126L76 127L75 131L77 132V135H78V133L80 134V132H82V136H81L82 138H80V141H82V142L84 139L86 140L87 138H90L91 137L90 135L92 132L97 133V130H99V129H100L99 131L103 130V128L101 129V123L98 124L100 122L101 118H102L101 122H103V119L106 118L105 119L106 123L104 122L105 125L108 122H109V126L111 125L110 128L107 125L106 126L102 125L105 128L106 127L109 128V130L106 128V130H107L106 132L109 133L110 131L114 132V128L118 129L119 126L121 127V125H119V124H123V120H121L120 118H122L121 116L123 114H125L121 111H119V113H121V116L118 113L117 114L119 116L116 113H114L115 111L118 112V109H120V108H118V109L115 108L116 107L115 103L117 105H119V107H120V103L122 102L121 99H118V102H119V100L121 101V102H119V104H118V102H115L117 100V99H115L117 96H115V98H114L115 101L113 104V97H114L113 94L114 95L116 94V92H117L116 87L120 83L118 85L116 84L117 86L112 88L110 84H112V86H114L113 83H115L116 80L114 81V79H113L114 82L112 81V83L110 80V84H108V82H107V84L111 88L109 86L108 87L113 90V92H111L112 90L111 91L109 90L110 91L109 93H111V94L113 93L112 94L113 97H112V100L110 99L111 97H109V96L107 97V99L109 98L108 100L110 102L112 101V103H110V102L108 103V101L106 100V97H104L106 91L104 93L102 91L104 89V87L102 86L103 83L99 82L101 80L99 77H97V80L91 79L92 74H93V73H90ZM104 69H106V68H104ZM104 69H102L103 71L101 70V72L99 70H97V72L99 71V73H98V74H100L99 76H101V74L103 76L104 71H105V74H108V73H106V71H108L109 69L108 70H104ZM32 70L33 69H31V72H32ZM79 70H81V72ZM211 70H212V72H211L212 74H210V72H209ZM27 71H30V70H27ZM94 72H96V71H94ZM31 74H33V72ZM86 75L87 76L89 75L91 78L87 77ZM27 77L29 78V76H27ZM114 77H116V79L117 78H121V79L123 78V76L121 77V75L120 76L118 75V77H117L116 74ZM33 78H34V76H33ZM105 79H107L106 75H105ZM108 79H111L110 76ZM121 79H119V81L124 82V80H121ZM27 80H26V82H27ZM91 80H93L94 84L96 81L99 80L96 83V85H94L95 87H93V88H92L93 84H92ZM29 83L31 85H28L27 83H25L27 86H29L27 89L33 92V89L31 90V88H35L34 89V91H35L37 89L38 85L36 87H32L34 85H32L31 82H29ZM77 83H76V85H77ZM104 83H106V82H104ZM33 84H34V82H33ZM126 85L127 84H125V87L127 88ZM96 87L99 89V91H101V92H99L100 94L95 95L93 93V92H95V93L98 92V91H96V89H97ZM89 88L92 91L88 90ZM38 89H37V93L33 92L37 96H39V94H40L39 91L43 90L41 88H38ZM123 89H125V88H123ZM123 91H126V90H123ZM123 91H120L119 94H123L124 93ZM32 92H30L31 95H35ZM30 93L28 96H30ZM41 93H42V91H41ZM76 93L79 94L78 91ZM101 93L103 94V96L101 95ZM23 94H24V92H23ZM127 95L128 94H126V96ZM37 96H35V98H37ZM43 96H45V93ZM122 96L124 97V94ZM40 97L42 98V96H39V98ZM73 97H75V96H73ZM23 98L29 99V97L25 98V96ZM30 98H31V96H30ZM102 99H104L103 103L101 102ZM78 100H80V99H77V101ZM82 100H83V102H82ZM71 101H72V99H71ZM105 102H107L109 105H107V103L104 104ZM123 102H124V99H123ZM74 103H76V102H74ZM77 103H79V102H77ZM77 103L75 105H77ZM111 104H113V106ZM124 105H125V103H124ZM124 105H122V106H124ZM126 105H127V103H126ZM43 106L45 107V105H43ZM109 106L110 107L112 106V108L115 109V111L112 108H108ZM46 109H48V107ZM106 110L108 112H111V115H106L107 117L104 116L105 118L102 116L99 118L96 117L97 115L110 114V113L106 112ZM122 110H124V109H122ZM113 114L117 115L120 123H116L117 120L115 117H113L115 119H112V122H113V120H114V122L113 123L110 122ZM79 115H80V113H79ZM90 115H92V117ZM80 116H79V120H82V122L78 121L79 124L83 123V119ZM108 116L110 118L109 120H108ZM152 116H153V114H152ZM89 117H91L93 120H95V122L93 121V123L97 122V125H100V128H99V126H96V124H94L95 129L94 128L93 129L96 130V132L91 129L93 126L89 123L92 122V119ZM96 119H98V120H96ZM85 121H84V123H85ZM87 121H89V123ZM112 124L114 125L113 127H112ZM83 125H84V127H83ZM120 127H119V131H121ZM81 128H82V130H81ZM96 128H99V129H96ZM117 129H115L117 133L115 132V133L111 134V132H110V134H111V135L109 134L111 137L110 139H109V135L107 133L103 132V134L105 133L104 135H107L108 138L105 136L104 139L106 140V138H107V140L106 141L103 140L102 141L103 143H101V144H100V142H101L100 139H103V137L102 138H100V136L97 137L98 140H100V141L94 139V141L96 140L95 143L99 142V144H100V145L98 144V146H96V149H95V147H93L91 149V144L90 145L87 144L90 146V148H88L89 146L87 147V145L85 144L86 150L88 148V151H91L93 149H94V151L90 152L91 154L87 153V155L90 154L89 160H88V158L85 159L88 162L87 167H85L86 166L85 160H84V163L80 161L81 162L80 165H83L86 168V169H84V171L86 170L85 172L82 171L84 173H82L79 170L80 169L79 163L77 166V162H79L78 160L77 161L73 160V162H71L70 167H67L68 165H66L63 168L64 172H63V170L61 171L63 174H65L66 173L65 171L67 170V173H68L67 177L68 178L66 177V175H63V174H61V176L63 175L62 178L65 176L67 179L71 180L70 182H72L73 188H78L80 186L85 187V185L90 187V189L87 186L85 187V189H86L85 193L87 191V188L90 190V192H88L89 191L88 190L87 195L84 193L85 194L84 197H83V194H81L82 191L80 190L81 192L80 191L79 192H80L81 196L83 197L82 201L83 200L86 201L85 199L87 197V200L89 198H91L94 201V203H92L91 199H90L91 202L89 201L90 204H92V206L95 203H97V204L99 202L101 203V204H98V206L94 205L97 208V209H93L94 211L99 209V205H101L100 208L103 207L104 212H106V211L111 212L112 208H114L113 213H115V209H117V212H118L122 209V207H124V206H121V204H123V202H124V198H122L124 192L122 193L119 189L114 187L117 183V181L115 180L116 179L115 177H117V175H120L121 173H123L121 175H124L123 170H125V172H126L125 175L128 177L129 174L131 173L132 169L131 168L128 169L129 167H128V165H126L128 163L125 160H128L129 158H126L124 160V162H126V164L123 163V160H122L123 164L119 165V160H120L119 157H121L120 155L118 157L119 151H121L119 149V148H121L119 140L116 142L117 146H116V143L113 142L114 148H112V145H111L112 141L111 140L114 138V134L115 135H117V134L121 135V133H119V131ZM71 133L75 134V132H71ZM137 133L139 134V136ZM118 135L116 136V138H118ZM74 136H76V134ZM138 137H139V139H137ZM116 138H114V139H116ZM91 139H92V137L90 138V141H91ZM75 140L76 139H74V143L76 145ZM108 140L110 141L109 144L107 142ZM77 141H78V138H77ZM104 142L106 143L107 146L104 145ZM74 143H73V145H74ZM93 144H94V142H93ZM118 144H119V147H118ZM137 144H139V145H137ZM78 145H79V143H78ZM110 146L113 150L117 149L118 151L115 150V154L114 153L111 154L113 152V150L111 148H110V151H108L109 148L105 149V147H110ZM123 146H125V145H123ZM123 146H122V148H123ZM75 148H78V147L75 146L74 149ZM89 149H91V150H89ZM127 149H124V150L126 151ZM122 151H123V149H122ZM127 152H128V150H127ZM75 153H76V151H75ZM135 154H136V151H135ZM113 155L114 156L117 155V156H115L116 158H114ZM124 157H127V156H123L122 158H124ZM135 160L137 161V163L142 162V160L139 161V158L135 159ZM75 161H76V163H75ZM136 161H135V164H136ZM72 163H74L76 165H74V164L72 165ZM131 163H132V161H131ZM117 165L119 166V168L117 167ZM123 165H126L127 168H125V167L123 168ZM120 166L122 167L121 173L118 174L116 172H120V170H118V169H120ZM136 169H138V168L136 167ZM114 171H116V172H114ZM128 171H129V173H128ZM39 172H40V169H39ZM41 173H43V172H40V174ZM81 173L82 174H85V173L88 174L89 175L88 177H87V175H85V178L86 179L88 178V179L85 180V178H84V180H83L81 178V176H83V175H81ZM155 174H156V172H155ZM113 176H115V177L113 178ZM28 178H30V176ZM66 178H65V180H66ZM35 179H37V178H35ZM35 179L32 181L34 182ZM117 179H118V184H119V185L118 184L117 185L119 187L121 184V180L119 183L120 178H117ZM39 180L37 179V181L40 183V181H42V180H40V181ZM1 181H3V180H1ZM114 181H116V183ZM29 182H28V185H29ZM125 182H127V181H125ZM135 182H136V180L133 182V184ZM136 183H138V182H136ZM41 184L38 186V188H37V184H36V187H35L36 190L33 189V191H31L32 189L29 190L28 186H27L28 188L24 189L23 191L22 190L20 191V189H19V191L21 193L19 194V196H16V197L13 196L14 194L13 195L9 194L7 192L8 189L7 190L3 189L2 184L0 185V213L4 211V213L5 212L7 214L10 213L11 214V216L9 215L10 217H12V215H14L13 217H17L19 214L17 211H20L21 213L19 216H21L22 219L19 216H18V219H20V221L21 220L24 221V223L23 222L21 223L22 224L21 227H23V225H24L23 229L21 228L22 229L21 231H24L23 232L24 234H22V235L25 236L24 239L27 238L26 242L24 243L23 248H21V250L23 249V251H24L23 257L21 255L22 253L18 254L22 258L21 261H19V262L17 261L15 256L13 257V255L10 254L13 252L10 251V249L8 248L9 246L8 245L5 246V244H2L3 242L2 243L0 242V263L1 264H66L67 261H65L64 259L61 260V258H57L55 261V259L53 258L55 256H53L50 253L51 248L45 246V243L43 244L40 242V239L42 237L39 239V235L44 234V232L41 231V233L39 234L38 226L35 223L37 220V218L35 219V217L37 216V214H36L37 210H40L39 208H37L38 207L37 201H38V199L41 201V199L39 198V195H38V193H40V192L36 193L35 191H37V189L40 188ZM63 184H64V182H63ZM67 184H69V183H67ZM129 184H132V183L129 182ZM23 185L25 186L26 184H23ZM30 185H31V183H30ZM70 185H71V183H70ZM70 185H69V187L68 186L67 187L71 188ZM135 185H131V187L134 188L133 186H135ZM42 186H44V185H42ZM6 187L7 186H5V188ZM81 187H80V189H81ZM84 187H82V189H84ZM32 188H34V184H33ZM45 188H46V186H45ZM68 188H66V189L64 188V190H66L67 193L69 192L68 190H70V193L73 192V190L68 189ZM119 188H121V187H119ZM132 188H131V190H127L128 191L127 196L130 195V197H133V195L136 193L134 191H136L138 189V187H135L137 189L136 190L133 189L134 190L133 191ZM174 188H175V190H177V186ZM126 189H127V187H126ZM139 189L141 190V188H139ZM41 190H44V189H40L39 191H41ZM77 190H79V189H76V191ZM115 190L119 191L122 194L121 195L122 197L119 194H117V191L115 192ZM152 190H154V189H151V191ZM129 191H131V193L133 192V194H129ZM147 191H149V190H147ZM70 193H69V195H70ZM138 193H140V192H138ZM138 193H136L137 196L139 195ZM143 193L146 194L145 191L141 192V194H143ZM77 194H79V193H77ZM136 194L134 195V197L136 196ZM156 194H158V191ZM159 194H158V196H159ZM15 195H16V193H15ZM42 195H44V194L40 193V196H42ZM69 195L66 194V197L67 196L69 197ZM146 195H148V193ZM72 196H73V193H72ZM76 196L78 197V195H76ZM141 196L142 197L139 196V198L142 199L143 195H141ZM150 196H152V195H150ZM150 196L148 195L147 197H149V199H150ZM153 196H155L154 193H153ZM155 197H153V198H155ZM139 198L137 197L136 199L139 200ZM153 198L150 202L156 208V207H158V203H156L158 199L157 198L153 199ZM158 198H162V196L158 197ZM241 199H242V201H241ZM128 200H129V198H128ZM128 200L125 202V204L128 202ZM196 200H194V201H196ZM245 200H246V198H245ZM40 201H39L38 205L40 204ZM142 201H141V205L144 204V200H142ZM147 201H149V200H147ZM147 201L145 203H147ZM226 201H227V203H225ZM78 202L80 203L81 201L78 200ZM136 202L138 203V201H136ZM170 202H171V205L173 206L174 203L172 201H170ZM170 202H167L168 206H169ZM247 202H249V201H246L245 203H247ZM132 203H133V201H132ZM151 203H150V206H151ZM129 204H130V202H128V207H129ZM86 205H84V206H86ZM89 205L87 207L91 206V205L90 206ZM132 205H134V204H132ZM144 205H146V204H144ZM148 205H146V206H148ZM238 205H237V207H238ZM79 206H80V204H79ZM92 206H91V210H92ZM126 206L124 207V209L127 208ZM159 206H160V210H161L162 206L161 205H159ZM227 206H226V208H228ZM134 207L135 208H133V206H132L133 209H136L138 207V205L137 206L134 205ZM154 207L152 208V206H151V208L153 209V212H154V213L153 212L152 213L154 215H156V214L158 215V213L160 211L158 209L159 207L157 208L158 210L156 209L158 211V213H155L156 211H155ZM176 207H178V208H175V206H174L175 209H179V206H176ZM235 207H236V205H235ZM235 207H233V208L237 209V207L236 208ZM85 208L86 207H84V209ZM108 208L109 209L111 208V211ZM151 208L149 207V209H151ZM165 208L163 207L162 209L168 211V208L167 209H165ZM170 208H172V207H170ZM170 208H169V212H167L166 216L164 213L165 211L163 212L164 214L162 212H160V215L162 213L163 219H165L164 222H162L164 224V227L169 231L172 230L173 231L172 236L177 238V239L176 238L174 239L175 245H176V250H177V247H178L177 245H180L181 241H183V243H184V241L186 239V238L185 239L183 238V235L185 233V226H187V225H183L181 223L180 217H179V216H183L184 212H183V214H181V212H179V215H178V214H176L178 212V210L174 211L172 209L174 211V212H172V211H170ZM261 208H264V207H261ZM130 209H128L125 212L130 211ZM146 209H148V207ZM152 209H151V211H152ZM239 209H238V211H239ZM241 209H243V210H241ZM100 210H102V209H100ZM161 211H163V210H161ZM107 212L105 214H107ZM222 212H223V210H222ZM228 212H229V210H228ZM38 213H39V211H38ZM95 213H96V211H95ZM99 213H102V211ZM99 213H97V214L99 215ZM15 214H17V215H15ZM117 214L118 213H116V215L113 214V216H115V219L118 218V219H116L118 222L123 221L121 223L126 224V222H125L126 220L120 219L121 217H124L123 216L124 210H123L121 217H120L121 213H119V216H117ZM126 214H128V213H126ZM185 214H187V213H185ZM258 214H259V212H258ZM3 215H5V214L2 213V218H3ZM101 215L102 214H100V216ZM160 215H159V217H161ZM39 216H41V215H38V217ZM240 216H242V215H240ZM250 216L251 215L246 216V218H248L247 221L250 220L249 219V218H251ZM104 217L105 216L103 215V218ZM154 217H156V216H153V219H154ZM230 217H232V216H230ZM108 218H110V217L108 216ZM156 218H158V216ZM184 218H185V220H189L184 216L181 219H184ZM196 218H197V215H196ZM7 219H10V218H7ZM159 219L160 218L154 219V221L156 220L155 221L156 224L159 223L162 218L160 220ZM236 219H238V218H236ZM3 220H5V219H3ZM185 220H183V221H185ZM196 220L197 219H195V221ZM191 221H193V220L191 219ZM242 221L243 220H241V224L242 223L245 224V222H246L249 225V223H250V222H247L246 220H244V222H242ZM99 223H102V222H99ZM103 223H104V221H103ZM200 223H202V222H200ZM200 223H198V224H200ZM237 223H238V221H237ZM107 224L108 223H106V225ZM106 225H103V226H106ZM109 225L112 226L111 224H109ZM203 225H204V223H203ZM228 225H230V223ZM238 225H239V223L237 224V226ZM110 226H109V228H111ZM188 226H190V225H188ZM237 226H236V229H238ZM245 226L246 225H243L244 228H245ZM125 227H127V224ZM228 227H232V233H233L235 227L233 228V226H231V225ZM241 227H242V225H241ZM109 228H108V230L106 228L105 229L107 231H109ZM248 228L251 229L252 227L249 226ZM248 228L246 230H248ZM105 229H104V231L102 229V232L105 233ZM252 229H251V231H252ZM115 230H114V235H115V232L117 234V230L116 231ZM192 230H194V228ZM254 230L256 232H260L263 234L264 225H261L260 222L256 223L254 226ZM186 231H188V229ZM210 231H209V233H211V234H209L206 231V234H205V235H207L206 237H208V234L209 235L213 234L212 231L211 232ZM165 232H167V231H165ZM176 232H177V234H175ZM229 232L227 230L226 234H228ZM196 233H195V235H196ZM253 233H255V232H253ZM106 234H108V233L106 232ZM114 235H112V236L110 235V236L113 237ZM142 235H143V233H142ZM149 235H151V234L148 233V236H147V233H146V237H149ZM170 235L171 234H169V236ZM228 235H230V234H228ZM257 235L258 234H256V236ZM3 236H4V234H3ZM115 236L117 237L118 235H115ZM152 236L158 237L157 235L156 236L152 235ZM190 236H191V232L189 233V237ZM200 236H201V234H200ZM244 236H246V235H244ZM1 237L2 236L0 235V238ZM146 237H145V239H146ZM174 237H172V238H174ZM218 237H220V235H218ZM3 238H1V239H3ZM143 238L144 237L142 236V239ZM159 238H160V236H159ZM167 238H168V236H167ZM203 238H204V236H203ZM213 238L216 239V237L214 235H213ZM191 239H192V237H191ZM211 239H212V236H211ZM5 240L3 239L2 241H5ZM153 240L154 239H152V241ZM176 240H179L180 244ZM208 240H209V238H208ZM218 240H219V238H218ZM218 240L216 241V244L218 243ZM228 240L230 241V239H228ZM245 240H247V239H245ZM260 240H259V242H257V241L256 242L260 243ZM193 241H194V238H193ZM193 241H192V243L195 244V242H193ZM225 241H226V239H225ZM42 242H44V240ZM151 242L149 241V244ZM185 242H186V244H181V245H183V246L186 245L185 249L187 250V247H188L187 243L188 242H187V240ZM223 242H222V244H223ZM230 242H232V241H230ZM230 242H228V243H230ZM240 242L242 243V241H240ZM153 243H151L152 247H153V245H155V243L154 244ZM176 243H178V244H176ZM208 243H212V242L208 241ZM225 243H227V241ZM49 244H50V242H49ZM196 244H195V246H196ZM238 245H241V244H238ZM170 246H171V244H170ZM193 247H194V245H193ZM218 247L219 246L217 244L216 248H218ZM8 249L10 252L8 251ZM188 249H189V247H188ZM191 249H192V246H191ZM174 250H175V247H174ZM179 250L182 251V248L178 249V251H177L179 253V255H181L180 254L181 252H179ZM186 250L182 251V252L185 253ZM227 250L229 251V248ZM227 250L223 249L222 251L227 252ZM230 250H231V248H230ZM53 252H54V250H53ZM220 252H219L220 257H222V255L224 256V254H222ZM231 252H230V254L227 252L228 255L226 254V257H225V260L227 262L229 261L230 264L233 263V261H234L233 260L234 258L227 260V256L229 258V256L231 255ZM54 253H57L56 249H55ZM235 255H234V257H235ZM190 256L192 257V255H190ZM62 258H64V256ZM178 259H179V257H178ZM178 259L176 260L177 262H178ZM185 259H186V257L184 258V261H185ZM188 259H190V257ZM241 259H242L241 260L242 262H244L245 264L247 263L246 260H243V258H241ZM180 260L182 261V259H180ZM170 261H172V260H170ZM86 262L87 261H85L84 264ZM221 262H223V261L220 260V263ZM235 262H237V261H235ZM235 262L233 264H235ZM184 263H186V261ZM252 263H249V264H252Z\"/></svg>",
	"mask_w": 264,
	"mask_h": 264
}]
</instances>
